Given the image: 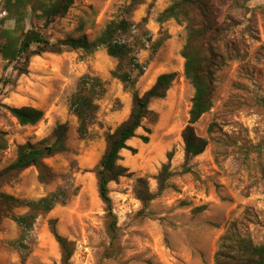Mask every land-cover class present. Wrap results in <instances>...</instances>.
<instances>
[{"label": "rangeland", "instance_id": "rangeland-1", "mask_svg": "<svg viewBox=\"0 0 264 264\" xmlns=\"http://www.w3.org/2000/svg\"><path fill=\"white\" fill-rule=\"evenodd\" d=\"M56 1L0 0V43L1 30L18 22L55 41L82 33L94 40L108 23L124 20L128 27L117 31L114 40L126 43L143 66L140 75L132 71L134 90L142 95L161 73L176 76L166 96L149 103L153 113L127 141L129 149L120 151L118 163L127 172L108 184L116 228L111 238V218L99 196L96 172L106 133L128 118L133 96V90L112 75L117 59L105 45L91 53L65 47L59 53L23 54L10 61L0 54V131L6 143L0 148V192L37 199L59 186L67 192L78 187L66 203L40 214L27 233L0 206V264H61L51 220L58 233L73 242L69 264H214L218 239L232 221L255 243H263L264 0L218 3V20L228 27L227 38L240 39L245 55L227 59L216 72L212 107L193 125L208 144L189 161L182 130L193 87L184 76L180 53L186 30L174 19L159 20L172 0H73L64 15L44 26L42 3ZM216 48L223 52L222 40ZM85 74L99 77L105 92L97 100L93 123L80 137L70 101ZM13 106L39 108L43 118L21 125L8 109ZM60 123L68 126L67 149L43 159L55 174L51 182H40L33 166L1 173L15 159L18 144L39 142ZM146 135L144 142L141 136ZM163 164H168V175L161 189Z\"/></svg>", "mask_w": 264, "mask_h": 264}, {"label": "trees", "instance_id": "trees-1", "mask_svg": "<svg viewBox=\"0 0 264 264\" xmlns=\"http://www.w3.org/2000/svg\"><path fill=\"white\" fill-rule=\"evenodd\" d=\"M226 0H172L159 16L160 21L174 19L183 23L186 30V41L181 49L184 59L183 73L193 87L189 119L182 130L185 160L189 161L194 156L202 153L208 141L198 136L193 128L194 123L212 107V96L215 90V74L225 64L227 59L242 58L245 46L240 39H228L226 31L228 27L218 20V3ZM135 4L138 0H132ZM12 3V0H8ZM73 0H57L52 4L42 3V15L45 17L44 26H48L57 16L64 15L71 7ZM128 23L124 20L111 21L94 40H89L82 33L79 36L67 35L62 39L51 41L38 29H26L20 22L12 29H2L1 36L4 41L0 43V54L6 60H14L23 54L27 57L31 54L42 52L59 53L63 48L81 49L91 53L100 45H105L107 53L117 59V65L112 75L133 90L131 111L114 132H108L105 136L106 147L99 163L96 175L98 180V192L101 200L106 205L108 216L111 218L107 231L111 238H115V217L112 213L111 198L108 184L125 175L127 168L121 166L120 151L129 149L127 141L136 136V130L141 127L143 119L153 112L149 103L153 99L166 96L173 84L175 72H164L156 77L154 84L139 95L135 88L136 77L132 71L137 70V75L143 72L142 64L138 63L130 53L126 43L115 41L117 31L125 30ZM224 43L223 52L216 48L217 43ZM35 46L32 49V46ZM105 87L97 76L83 75L77 84L70 101L71 110L78 119L77 133L80 137L86 135L93 123L97 111V100L104 94ZM264 105V99H262ZM10 113L21 125H34L38 123L44 112L33 106L8 107ZM214 124L209 126L213 131ZM68 126L66 123L57 124L50 135L39 142H24L17 145L15 159L3 170V172H20L27 167H35L38 179L42 183H49L55 174L43 159L56 153L65 151ZM147 132L149 129L147 128ZM0 131V148L6 146ZM144 142L148 136H141ZM171 158V153L168 154ZM168 164H163L158 175L159 185L162 189L168 175ZM78 187L72 192H67L64 187H56L47 194L37 199L18 198L5 192H0V206L5 213L20 227L23 233L32 229L36 218L50 211L56 204L66 203L74 195ZM14 208H24L25 212L16 214ZM52 233L61 250V264H69L73 253V242L58 233L55 220H51ZM22 243V242H21ZM214 264H264V242L257 244L248 234L242 233L235 221L226 227L225 232L219 237L217 250L214 253Z\"/></svg>", "mask_w": 264, "mask_h": 264}]
</instances>
